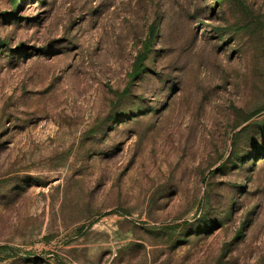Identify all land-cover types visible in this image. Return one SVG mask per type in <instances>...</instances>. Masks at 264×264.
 Returning <instances> with one entry per match:
<instances>
[{
	"label": "rangeland",
	"instance_id": "rangeland-1",
	"mask_svg": "<svg viewBox=\"0 0 264 264\" xmlns=\"http://www.w3.org/2000/svg\"><path fill=\"white\" fill-rule=\"evenodd\" d=\"M0 264H264V0H0Z\"/></svg>",
	"mask_w": 264,
	"mask_h": 264
}]
</instances>
